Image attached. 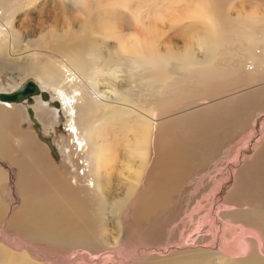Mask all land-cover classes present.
<instances>
[{"label":"rangeland","instance_id":"rangeland-1","mask_svg":"<svg viewBox=\"0 0 264 264\" xmlns=\"http://www.w3.org/2000/svg\"><path fill=\"white\" fill-rule=\"evenodd\" d=\"M128 1L132 5L129 15L116 14L113 21L119 22L116 26L120 30L131 33L135 29V24L132 23L134 20L130 14L133 11L137 13L136 10L142 11L140 18L143 23L157 31L156 41L160 53L168 56L162 70L161 82L158 79L156 82L150 81L146 67L143 70L141 68L143 64L120 59L117 53V40L113 37L106 38L100 29L92 31L89 36L81 32L67 38L61 49L57 47L59 49L57 51L52 46L54 40L51 38L57 37L54 35L66 28L78 31L86 17L83 9L78 11L70 0H25L23 8L16 13L14 26L17 30L20 29L24 37V41L19 39L16 47L18 53L16 51L15 53L19 57H25L27 53L22 49L31 46L37 51L44 50L42 55L31 58L36 60L34 64L58 63L63 60L67 51L75 49H79L82 57L91 58L89 80L95 90L105 97V105H110L104 110L101 107L98 111L100 117L94 124L98 129L97 140L103 142L104 148L112 144L113 140L117 145H115L117 159L113 162L114 168L103 171L101 175L102 188L99 192L103 195L101 198H94L95 203L91 199L92 207L89 213L93 223L89 227L94 234L92 242L69 247L65 243L31 238L10 226V219L21 206L17 190L18 169L8 160L0 158V168L6 172L8 169L11 170V178L0 182V206L4 210V217L0 219L2 264H15V260H10L6 256L8 252L18 260L28 259L49 264H173L179 257L202 251L203 247L207 251L211 247L224 249L231 242L228 241L231 240L230 230L225 226L221 229L215 227L210 213L212 215L214 211L213 202L215 199L218 200L216 196H219L222 202L217 205L215 212L216 214L224 212V207L219 206L228 195L223 186L229 176L230 164L237 166L236 170L243 166L241 170L244 168L245 173H249L256 163L251 159L253 153L250 152L254 151L255 145L264 151V63L258 69L257 66L253 68L248 51L253 42L256 52L264 49V23H258L249 33L235 23H227L224 25L227 31L222 36L218 35L216 39L209 38L207 48L209 35L203 24L185 19L190 9L186 0ZM196 1L223 13L227 19H236L239 16V19H242L252 14L258 15L259 18L264 17V0ZM122 10L123 7H120L119 12H124ZM178 18H181L180 21ZM26 25L28 28L24 29ZM28 41L31 43L25 45ZM47 53L49 57L46 56ZM110 56L113 58V64L107 62ZM11 63L12 60L0 51V83L3 86H10V81L16 80L18 87L13 90L16 91L28 81H34L44 91L50 93L51 102L57 101L51 93L53 87L44 85L35 75L20 76L10 68ZM113 65L119 67L115 82L106 75L111 70L108 68ZM206 70H213L215 74L205 81L209 82L211 88H205L204 80L197 77L199 72ZM168 87L188 90L193 95L172 103L167 97L161 102L158 90ZM1 91L3 90H0V93H9ZM117 97L119 100H116ZM198 103L204 106L196 108ZM18 106L25 112V118L20 124L22 129L30 130L36 135L38 141L46 147L50 160L61 175L67 176L70 168L63 158V148L68 139L67 113L60 107L50 106L41 96L33 97L31 102L18 103ZM229 106L235 109L231 127L220 121L217 126H213L214 129L210 128L206 136V148L193 152L194 157L186 175L187 179L185 178L181 191L176 195L175 204L162 212L155 221H147L142 223L143 225L130 221L131 216L126 217L123 211L126 210L128 203L126 195L130 184L135 180L133 175L138 162L128 157L124 144L126 138H129V132L125 131L124 127H115V117L127 118L129 111L133 109L135 113L131 117L135 121L139 118L138 112L145 108H156L159 117H166L163 120H167L166 127H163L168 132L169 127L171 125L174 127L178 119L187 124L192 123L195 118L218 119ZM160 107L162 109L169 107V110L190 108L195 112L186 111L185 115L181 113L183 115L173 116L175 111L161 113ZM29 109H32L33 116L30 115ZM240 110L241 113L236 115ZM249 141L252 145H249ZM13 146L17 148L15 143ZM15 151L16 155L20 154V151ZM129 161L134 164L130 171L124 166ZM72 170L75 172L73 168ZM235 192H239V189L236 188ZM118 201L125 205L122 212L115 207ZM250 206L246 205L248 208ZM230 220L227 215L219 217L222 225L232 223ZM222 229L227 236L222 238L219 245L215 237L223 234ZM250 241L253 242L252 239ZM253 245L256 253L258 252L264 260V243L262 253L258 251L255 242ZM75 260L77 263H72ZM212 263L220 264L216 260Z\"/></svg>","mask_w":264,"mask_h":264},{"label":"bare ground","instance_id":"bare-ground-1","mask_svg":"<svg viewBox=\"0 0 264 264\" xmlns=\"http://www.w3.org/2000/svg\"><path fill=\"white\" fill-rule=\"evenodd\" d=\"M70 1L78 11L83 9L86 17L81 22L78 31L66 28L63 32L54 35L57 37L51 38L54 40L52 46L57 51L62 48V44H65L67 38L81 32H85L89 36L92 31L96 32L97 29H100L106 38L113 37L117 40V53L120 59L129 63L143 64L141 68L143 70L146 67V74L150 81L161 80L162 70L168 61V56L160 53L156 41L157 31L148 28L143 23L140 18L141 10H136L137 13L131 12L135 29L128 33L116 26V23H119L117 20L113 21L119 14L129 15L132 5L128 0ZM24 2L25 0H0V51H3L7 58L12 60L10 68L20 76L35 75L44 85L53 87L51 91L53 97L57 99L59 107L67 113L69 118L66 129L68 139L67 143L64 142L66 146L63 148V158L66 159L70 172L66 174L67 176L61 175L59 169L50 160L44 144L38 141L33 132L22 129L20 124L25 118V112L18 106V103L0 101V158L8 160L18 169L17 190L21 200L20 210L10 219L9 224L31 238L46 242L65 243L69 247H71L70 245L79 246L83 243H91L94 235L89 227L93 223L89 213L92 207L91 199L101 198L103 195L99 192L102 188L101 175H103V171L114 168L113 162L117 159L114 141L112 140V144L104 148L103 142L97 140L98 129L94 126L100 117L98 116L99 109L102 107L104 110L110 105H105V97L99 94L90 82L88 75L92 65L91 58L82 57L79 49L67 51L63 60L58 63L47 62L44 64H34L36 60L31 59L42 55L44 50L37 51L31 46H26L22 49L27 53L25 57H19L15 53V51L18 53L16 47L19 39L24 41V37L19 31L20 29L17 30L14 26V19L16 13L23 8ZM186 2L190 9L185 19L188 18L203 24V28L209 35L207 48L210 43L209 38L216 39L227 31L224 27L227 23H235L247 33L258 23H264V17L259 18L258 15H247L242 19H239L240 16L236 19H227L223 13L212 10L206 4H199L196 0H186ZM120 7H123L122 11L124 12H119ZM178 19L180 21L181 18ZM27 28L28 25L24 29ZM30 43L28 41L25 45ZM250 46L248 51L252 59L251 65H254L253 68L257 66L256 69H258L264 63V49L256 52L254 42ZM46 56L49 57L48 53ZM112 60L113 58L110 56L107 62L113 64ZM108 69L111 70L106 75L115 82L119 67L116 68L113 65ZM249 69L252 68L249 67ZM214 76L213 70H206L199 72L197 77L205 82ZM10 83V86H3L0 83V90H3L1 92L11 93L14 88L18 87L16 80H11ZM36 84L40 87L38 83ZM203 86L205 88L212 87L209 82H205ZM9 88L10 90H7ZM41 90L44 91L42 88ZM158 91V96L162 98L161 102L167 97L171 99L172 103L178 99L185 100L188 96L193 95L188 90L184 91L176 87L160 88ZM47 93L50 95L49 92ZM116 100H119V97ZM47 102L52 106L50 100ZM201 106L204 105L198 103L195 107L200 108ZM178 110L176 108L169 110V107L159 108L161 113L175 111L173 116L193 111L190 108ZM134 113L132 109L127 118L116 116L115 127H124L125 131L129 132V138H126L124 146L130 160L138 162L133 175L135 180L128 188L126 195L128 203L123 214L126 217L131 216L130 221L142 224L147 221H155L162 212L175 204L176 195L181 191L190 170L191 160L194 157L193 152L206 148V136L210 128L217 126L220 121L227 127H231L235 109L229 106L218 119L195 118L192 123L189 122L190 124L183 123L178 119L174 127L172 125L169 127L170 131L168 132L163 127L167 122V120L163 121L166 117H159L156 108H145L138 112L139 118L135 121L131 117ZM240 113L241 110L236 112V115ZM169 114L171 115V113ZM254 125L258 124L254 123ZM249 142V145H252L251 141ZM14 143L17 148H14ZM15 150L20 151V154L16 155ZM246 153L248 152L246 151ZM250 153H253L251 159L256 161L253 169L251 168L249 173H245L246 169L242 168L241 170L243 166L236 170L237 166L230 164L229 176L223 186L228 195L225 198L226 201L224 200L219 206L220 208L224 207V212L216 214L217 205L221 201L220 197L216 196L218 200L215 199L213 202L216 206L214 204L212 208L214 211H212V215L210 213L215 227L221 229L225 226L230 230L231 240L228 239V241L231 242L224 249L211 247L207 251L203 247L202 251H195L179 257L173 264H213V260L220 264H264V260L261 259L258 252L256 253V248L253 245L255 242L258 251L262 253L264 243V151L263 148L259 149L258 145H255L254 151ZM133 165L129 161L124 166L130 171ZM10 172L9 169L6 172L0 168V182L10 179ZM236 188L239 189L237 193L235 192ZM247 204L251 206L248 208ZM115 207L122 212L125 205L118 201L115 203ZM221 215H227L232 223L220 224L219 217ZM2 217H4V210L0 206V219ZM222 231L221 235L223 236L215 237V241L219 245L222 238L227 236L223 229ZM4 253L6 254L5 250ZM6 256L10 260H15V264H49L28 259L18 260L9 252ZM19 261L21 262L18 263ZM74 262L76 260L72 263Z\"/></svg>","mask_w":264,"mask_h":264},{"label":"water","instance_id":"water-1","mask_svg":"<svg viewBox=\"0 0 264 264\" xmlns=\"http://www.w3.org/2000/svg\"><path fill=\"white\" fill-rule=\"evenodd\" d=\"M38 95H41L42 98L46 101L50 100V95L47 92L42 91L34 81H28L21 88L14 92L0 93V101L14 103H22L25 101L31 102L33 97ZM50 104L56 108H59V103L57 101H53ZM29 113L31 116H33L32 109H29Z\"/></svg>","mask_w":264,"mask_h":264}]
</instances>
